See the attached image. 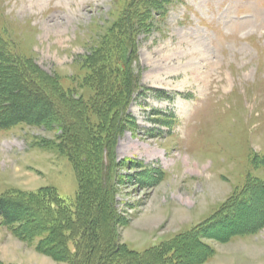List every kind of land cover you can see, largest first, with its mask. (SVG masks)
I'll return each mask as SVG.
<instances>
[{
	"label": "rangeland",
	"instance_id": "rangeland-1",
	"mask_svg": "<svg viewBox=\"0 0 264 264\" xmlns=\"http://www.w3.org/2000/svg\"><path fill=\"white\" fill-rule=\"evenodd\" d=\"M128 1L0 0V29L50 83L44 88L37 80L61 120L71 108L60 92L72 100L88 96L84 78ZM152 18L151 28L135 32L143 89L128 105L117 141V177L104 216L116 224L111 228V218L104 235L145 252L194 232L170 250L184 264H264V193L248 189L264 181V0H183L165 19ZM170 115L176 120L169 129L162 116ZM63 121L0 131V194L50 186L76 207L79 176L95 177L99 160L80 166L66 153L61 145L71 129ZM96 192L88 199L91 213L101 204ZM238 194L242 202L223 210ZM31 224L18 222L21 238L0 218V262L70 264L37 249L50 234L32 237ZM76 253L84 262L85 252Z\"/></svg>",
	"mask_w": 264,
	"mask_h": 264
},
{
	"label": "trees",
	"instance_id": "trees-1",
	"mask_svg": "<svg viewBox=\"0 0 264 264\" xmlns=\"http://www.w3.org/2000/svg\"><path fill=\"white\" fill-rule=\"evenodd\" d=\"M182 2L183 0H129L123 19L117 22V27L111 36L112 41L110 38L99 51L100 53L94 57L95 62L90 64L89 76L84 78L83 85L89 91L88 96L72 100L66 92H60L62 104L67 102L71 108L67 116L62 119L66 127H70L71 130H68L67 141L64 140L61 147L69 156L79 159L80 161H76L80 166L82 159L99 160L96 166L97 175L79 176L80 190L75 208L50 186L36 192L13 189L0 194V218L4 225L11 229L13 235L21 237L18 234L22 231L18 222L22 218L28 219L31 225L35 226L30 230L29 235L41 239L45 237V233L50 234L46 239L40 240L37 249L44 253L55 251L59 253V257L57 255V258L53 255L51 257L70 264H184L185 259L179 251L170 250L176 249L177 244L192 238V235L196 234L194 232L180 235L145 252L131 249L124 244L120 245L116 240H112L110 231L107 236L104 235L112 218L107 219L106 224L104 216L108 215V211L105 202L111 200L109 194L112 186L115 185L117 177L115 169L119 165L117 141L124 127V121L128 117V105L143 89L141 72L136 68L139 57L134 39L135 32L139 26L144 29L151 28V20L155 14H158L160 19H165L170 8ZM4 35L5 31L0 29V131L22 123L42 125L57 117L62 121L56 101L44 89L50 87V83L43 79L44 74L42 77L41 71L39 72L32 64L28 65L29 59L15 52L10 40ZM110 44H113V47ZM37 80L43 81L44 88ZM160 95L167 96L166 93ZM111 112L113 115L110 114ZM162 117L166 119L164 124L170 129L171 123L176 118L174 115ZM108 124H112L110 135L103 140L106 129H109ZM78 131L83 137L79 135L76 140ZM101 131H104L103 134ZM73 133L76 135L74 136ZM102 145H108L109 149L104 147L106 150L103 152L94 150L95 146ZM80 151H83L82 155ZM94 154L96 157H93ZM129 163L134 162L129 161ZM147 171L151 172L148 169ZM158 177H161L160 174ZM94 185V188L98 189L97 192L92 191ZM252 187L259 189V193H264V181L250 183L248 189ZM244 191L245 189L239 193ZM90 192L101 194V204L93 213L88 210ZM240 195L238 194L222 209L228 210L242 202ZM226 215L224 214L223 221L227 219L228 215ZM114 218L110 223L111 228L116 224ZM236 231L241 233L243 230L242 228L232 230L231 234ZM23 233L26 234L25 231ZM77 251L85 252L84 262H80V254H77Z\"/></svg>",
	"mask_w": 264,
	"mask_h": 264
},
{
	"label": "bare ground",
	"instance_id": "bare-ground-1",
	"mask_svg": "<svg viewBox=\"0 0 264 264\" xmlns=\"http://www.w3.org/2000/svg\"><path fill=\"white\" fill-rule=\"evenodd\" d=\"M177 55V54H176Z\"/></svg>",
	"mask_w": 264,
	"mask_h": 264
}]
</instances>
